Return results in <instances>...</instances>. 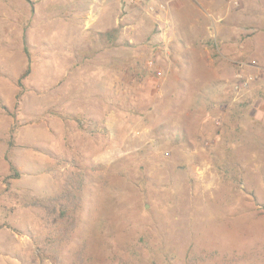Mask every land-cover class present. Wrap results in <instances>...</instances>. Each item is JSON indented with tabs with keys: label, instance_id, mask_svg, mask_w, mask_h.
<instances>
[{
	"label": "rangeland",
	"instance_id": "1",
	"mask_svg": "<svg viewBox=\"0 0 264 264\" xmlns=\"http://www.w3.org/2000/svg\"><path fill=\"white\" fill-rule=\"evenodd\" d=\"M124 1L0 0V264H264V54L180 86L170 0Z\"/></svg>",
	"mask_w": 264,
	"mask_h": 264
},
{
	"label": "crops",
	"instance_id": "2",
	"mask_svg": "<svg viewBox=\"0 0 264 264\" xmlns=\"http://www.w3.org/2000/svg\"><path fill=\"white\" fill-rule=\"evenodd\" d=\"M244 1L242 0V4ZM230 2L231 0H170L165 16L158 17L163 24L160 23L162 27L166 26L167 30L165 32L157 30V33L152 35L150 32H145L149 40L147 45L152 41L160 43L161 39L168 41L171 50L175 52L174 63L182 68L180 86L191 85L188 72L204 69L203 63L209 65V70L213 73L211 81H222L223 78L220 77L222 74L218 73L216 61L221 60L220 58L225 55L228 56V53L234 54L237 59L244 58L246 55L264 54L263 50L260 51L263 48L260 45L264 43V32L257 33V30L253 29V33H247L249 28L245 27L247 25L244 16L234 13ZM118 3L119 0H112V7L117 6ZM249 20L246 21L248 26ZM112 21L116 25L121 18L119 15H113ZM251 23H257L254 28H261L260 21L253 20ZM157 25L159 26V23ZM211 38L213 39L211 45L217 44V59L206 46L210 44V41L209 43L206 41ZM178 39L179 42H177ZM145 47L148 48L146 45Z\"/></svg>",
	"mask_w": 264,
	"mask_h": 264
},
{
	"label": "built area",
	"instance_id": "3",
	"mask_svg": "<svg viewBox=\"0 0 264 264\" xmlns=\"http://www.w3.org/2000/svg\"><path fill=\"white\" fill-rule=\"evenodd\" d=\"M124 2L132 3L133 1L125 0ZM164 9L165 8L163 6H160V10H164ZM240 65H241V71H243L244 70L243 68H245L246 66L244 67L243 64H240ZM241 71L235 76L236 83L234 85V91L237 94L249 95L252 91L251 87L260 80V74H258L259 72H256V74L248 75V74L242 73Z\"/></svg>",
	"mask_w": 264,
	"mask_h": 264
},
{
	"label": "trees",
	"instance_id": "4",
	"mask_svg": "<svg viewBox=\"0 0 264 264\" xmlns=\"http://www.w3.org/2000/svg\"><path fill=\"white\" fill-rule=\"evenodd\" d=\"M29 71H30V70L28 69V70L26 71V73H25V74H28V73H29ZM63 215H64V214H63Z\"/></svg>",
	"mask_w": 264,
	"mask_h": 264
}]
</instances>
